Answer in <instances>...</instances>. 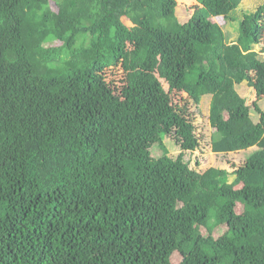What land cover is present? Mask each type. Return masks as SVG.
<instances>
[{
  "label": "trees",
  "instance_id": "trees-1",
  "mask_svg": "<svg viewBox=\"0 0 264 264\" xmlns=\"http://www.w3.org/2000/svg\"><path fill=\"white\" fill-rule=\"evenodd\" d=\"M253 46L264 0H0V264H264ZM205 97L213 153L258 149L232 182L185 160Z\"/></svg>",
  "mask_w": 264,
  "mask_h": 264
},
{
  "label": "rangeland",
  "instance_id": "rangeland-1",
  "mask_svg": "<svg viewBox=\"0 0 264 264\" xmlns=\"http://www.w3.org/2000/svg\"><path fill=\"white\" fill-rule=\"evenodd\" d=\"M259 3L257 2H243L240 8L233 12L231 18L234 20H228V24L224 27V31L227 35V42L233 43L237 40L239 35V24L242 19V15L245 12H253L257 8ZM182 12H180V15ZM253 50L258 52L260 59L264 60V51L260 47L253 46ZM238 92L245 98L248 103H251L255 98V93L252 88L248 87L246 83H242L236 86ZM210 97H205L200 105L190 103L188 105L191 118L195 124V133L200 140L199 148L193 153H187L185 156L186 162L196 169L200 173H204L210 168H219L226 170L230 173L229 182H232L236 176L235 171L243 166L246 160L258 149L253 148L250 150L230 153V154H215L211 150L213 132L209 121L210 114ZM180 153L175 152L170 157L176 159Z\"/></svg>",
  "mask_w": 264,
  "mask_h": 264
}]
</instances>
